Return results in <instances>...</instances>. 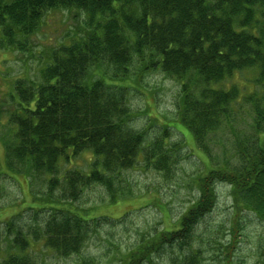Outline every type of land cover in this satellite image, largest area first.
Masks as SVG:
<instances>
[{"label": "trees", "instance_id": "trees-1", "mask_svg": "<svg viewBox=\"0 0 264 264\" xmlns=\"http://www.w3.org/2000/svg\"><path fill=\"white\" fill-rule=\"evenodd\" d=\"M51 10L80 12L85 28L53 47L38 80L15 82L12 108L0 107V127L7 116L12 131L2 140L0 180L23 173L48 183L38 205H28L31 223L6 222L12 237L0 264H42L32 250L38 242L61 257L79 254L94 228L122 218L74 207L80 193L102 186L115 205L131 194L132 166L173 171L177 159L163 135L178 128L158 125L163 133L148 141L134 123L131 93L156 71L179 84L174 125L198 140L223 127L236 133L235 159L210 168L179 228L166 230L170 238L189 239L213 209L217 182L230 185L235 208L264 222V0H0V43L25 51ZM244 69L257 70V89L242 97L226 83ZM241 100L253 112L245 137L235 124ZM80 155H90L88 171L65 166ZM158 241L162 234L143 237L129 253L140 257Z\"/></svg>", "mask_w": 264, "mask_h": 264}, {"label": "rangeland", "instance_id": "rangeland-1", "mask_svg": "<svg viewBox=\"0 0 264 264\" xmlns=\"http://www.w3.org/2000/svg\"><path fill=\"white\" fill-rule=\"evenodd\" d=\"M66 10L48 11L42 19L25 51L0 43V107L12 108V93L15 82L20 79L38 80L41 71L47 66L53 47L68 42V34L82 31L85 16ZM77 15V14H76ZM3 45V46H2ZM257 70L244 69L237 72L226 83L227 88L236 85L241 96L257 89ZM142 83L141 91L131 93L132 107L138 114L135 125L147 130L148 141L161 135L158 125L176 126L169 128L166 149L175 154L177 162L173 171L166 175L153 166L137 164L130 168L131 194L110 205L109 196L102 186H94L80 193L72 201L93 214H105L122 218L115 223H105L93 230L79 254L61 257L52 250L42 248L43 242L36 243L32 250L42 264H264V222L254 213L242 212L235 208L230 185L217 182L214 185L215 199L211 212L198 220L192 234L185 242L170 238L166 230L179 228L183 215L200 198L204 187L203 179L217 161L233 160V143L236 133L231 128L206 133L200 140L177 123L176 107L179 84L172 78L156 71L148 75ZM242 113L236 118L239 136L251 132L253 112L248 103L240 102ZM8 117H3L6 125ZM0 127V170L7 171L4 140L11 134L9 125ZM199 142H198V141ZM209 150V151H208ZM171 151V152H170ZM238 158V157H236ZM90 155H80L65 163L68 168L78 167L88 171ZM164 172V173H163ZM0 185L4 190L0 196V258L5 255L6 244L12 235L6 222L12 217H21L28 225L30 213L28 205H38V197H43L48 188L47 179L27 177L23 173L3 175ZM61 190H57L59 194ZM61 194H59L60 196ZM34 196V199H33ZM37 199V202L35 201ZM162 234L164 244L159 241L140 257L132 253L130 247L143 237ZM156 250V252H151ZM151 252L150 255H147Z\"/></svg>", "mask_w": 264, "mask_h": 264}]
</instances>
